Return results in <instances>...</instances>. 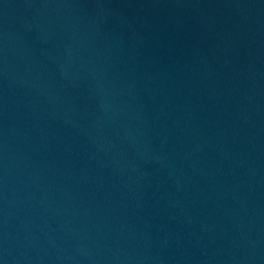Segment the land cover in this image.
Wrapping results in <instances>:
<instances>
[{
    "label": "water",
    "instance_id": "1",
    "mask_svg": "<svg viewBox=\"0 0 264 264\" xmlns=\"http://www.w3.org/2000/svg\"><path fill=\"white\" fill-rule=\"evenodd\" d=\"M0 264H264V0H0Z\"/></svg>",
    "mask_w": 264,
    "mask_h": 264
}]
</instances>
